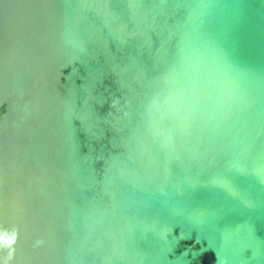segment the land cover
I'll return each instance as SVG.
<instances>
[{
    "label": "water",
    "instance_id": "water-1",
    "mask_svg": "<svg viewBox=\"0 0 264 264\" xmlns=\"http://www.w3.org/2000/svg\"><path fill=\"white\" fill-rule=\"evenodd\" d=\"M0 264H264V0H0Z\"/></svg>",
    "mask_w": 264,
    "mask_h": 264
}]
</instances>
